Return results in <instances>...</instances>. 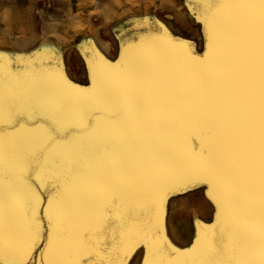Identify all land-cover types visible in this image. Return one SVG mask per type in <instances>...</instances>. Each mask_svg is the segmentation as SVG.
<instances>
[{"label":"water","instance_id":"95a60500","mask_svg":"<svg viewBox=\"0 0 264 264\" xmlns=\"http://www.w3.org/2000/svg\"><path fill=\"white\" fill-rule=\"evenodd\" d=\"M186 9L200 46L135 21L113 59L79 49L85 84L0 52L2 264H264V9ZM196 189L211 218L178 247L167 205Z\"/></svg>","mask_w":264,"mask_h":264},{"label":"rangeland","instance_id":"374dc122","mask_svg":"<svg viewBox=\"0 0 264 264\" xmlns=\"http://www.w3.org/2000/svg\"><path fill=\"white\" fill-rule=\"evenodd\" d=\"M158 20L179 37L201 45L199 25L186 9V0H0V52L30 55L42 50L58 53L66 73L85 84L79 49L92 42L107 58L117 53L116 35L135 21ZM212 207L202 189L171 198L166 230L178 247L187 246L195 220L208 222ZM140 253L130 264H138Z\"/></svg>","mask_w":264,"mask_h":264},{"label":"snow or ice","instance_id":"6c2138e0","mask_svg":"<svg viewBox=\"0 0 264 264\" xmlns=\"http://www.w3.org/2000/svg\"><path fill=\"white\" fill-rule=\"evenodd\" d=\"M248 2L259 3L262 6V9H264V0H248ZM33 242L35 243V240ZM85 259L87 260L86 257ZM0 264H2V256H0Z\"/></svg>","mask_w":264,"mask_h":264}]
</instances>
